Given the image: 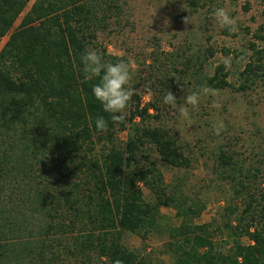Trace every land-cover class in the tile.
I'll return each instance as SVG.
<instances>
[{"label": "trees", "instance_id": "16d2710c", "mask_svg": "<svg viewBox=\"0 0 264 264\" xmlns=\"http://www.w3.org/2000/svg\"><path fill=\"white\" fill-rule=\"evenodd\" d=\"M121 1L33 0L24 12L30 0H0V41L7 35L0 47V264H158L127 247L123 236L132 233L144 243L160 229L168 234L172 264H264V202L249 190L253 178L264 183L263 170L250 173L217 146L216 173L243 199L241 210L225 207L222 224L196 222L205 203L168 191L153 154L174 168H188L192 159L170 128L153 124L171 109L164 103L166 71L153 73L151 82L132 75L133 96L118 123L95 99L99 78H84L80 57L92 48L105 63L129 61L108 52L98 36L113 32ZM213 1L187 4L196 11ZM263 28L254 33L262 44L250 42L251 54H239L246 61L237 91L264 82ZM204 52L214 54L211 47ZM198 60L201 68L206 56ZM228 74L219 63L204 85L227 89ZM154 86L159 95L143 102L142 93L153 94ZM101 115L105 132L95 126ZM162 206L174 209L178 224L161 227ZM219 237L228 248H218Z\"/></svg>", "mask_w": 264, "mask_h": 264}, {"label": "rangeland", "instance_id": "374dc122", "mask_svg": "<svg viewBox=\"0 0 264 264\" xmlns=\"http://www.w3.org/2000/svg\"><path fill=\"white\" fill-rule=\"evenodd\" d=\"M32 2L30 0L24 12ZM187 2L122 0L118 23H111L113 32L110 27L99 32L98 36L107 45L108 52L125 55L128 60L134 61L133 74L143 76L147 82L152 81L154 74L162 77L159 70L166 71L164 82L168 91L176 96L177 106L170 105L171 109L166 107L168 115L153 124L170 128L192 163L188 168H174L161 163L155 153L153 157L160 163L170 193H183L191 201L199 199L205 203L196 222L222 224L225 207L233 204L241 210L243 199H237L229 180L216 173L214 153L217 146L226 147L250 173L256 168L264 171V82L245 92L235 90L239 82L238 74L246 61L239 54H251L250 42H256L259 46L262 44L256 40L254 33L264 26V0H214L196 11L190 10ZM217 8H225L236 20L234 31L226 33L225 27L217 22L213 15ZM183 12L186 13L184 16ZM186 18L188 23H185ZM20 19L21 16L13 28ZM6 38L7 35L1 39L0 47ZM207 47L214 51L212 56L204 52ZM222 48H228L230 53L225 55ZM203 52L206 61L200 68L198 56L203 58ZM219 63L226 65L232 86L213 90L208 95L201 94L198 106H186L187 116L182 117L183 97L200 92L205 86V77L212 75ZM144 87L140 86L138 90H145ZM152 89L153 94L142 93L143 102L152 101L159 95L155 86ZM218 120L224 124L220 135L213 131V124ZM120 137L124 138L125 133H120ZM250 186V193L263 203L262 178H253ZM144 191L146 195L147 190ZM161 211L164 215L161 227L179 223L174 209L162 206ZM167 241L168 234L164 229L149 235L144 243L135 234L127 232L123 236V243L127 247L158 264H172ZM241 241L248 240L243 237ZM228 242L219 237L218 248H228Z\"/></svg>", "mask_w": 264, "mask_h": 264}, {"label": "clouds", "instance_id": "9594fccd", "mask_svg": "<svg viewBox=\"0 0 264 264\" xmlns=\"http://www.w3.org/2000/svg\"><path fill=\"white\" fill-rule=\"evenodd\" d=\"M213 15L222 27L235 30L236 20L229 15L225 8H217ZM188 22V18H186L185 23ZM80 59L83 65L84 78L86 80L99 78V83L93 85L92 92L95 99L100 102L102 111L110 115L113 123L122 121L133 96L131 80L135 70L134 61H120L115 64L105 63L103 55L92 48L86 49ZM212 92V89L204 86L200 92H192L183 97L184 106H181V116H187L186 106H198L201 94L208 95ZM164 103L176 107L177 98L168 91L164 97ZM95 126L99 131L105 132L108 130V121L104 116H98L95 120ZM223 130V121L218 120L213 124V131L216 135H220ZM113 264H122V261L117 259Z\"/></svg>", "mask_w": 264, "mask_h": 264}]
</instances>
